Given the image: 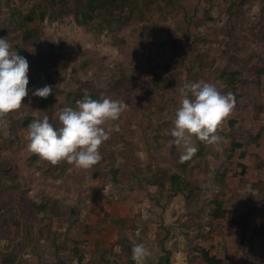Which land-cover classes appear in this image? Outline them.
Returning <instances> with one entry per match:
<instances>
[{
	"label": "rangeland",
	"instance_id": "1",
	"mask_svg": "<svg viewBox=\"0 0 264 264\" xmlns=\"http://www.w3.org/2000/svg\"><path fill=\"white\" fill-rule=\"evenodd\" d=\"M0 38L29 64V94L0 123V263L132 264L143 243L145 264H264V0H0ZM198 81L236 105L220 143L181 162L172 119ZM85 94L128 104L101 161L30 152L28 125L59 127Z\"/></svg>",
	"mask_w": 264,
	"mask_h": 264
},
{
	"label": "clouds",
	"instance_id": "2",
	"mask_svg": "<svg viewBox=\"0 0 264 264\" xmlns=\"http://www.w3.org/2000/svg\"><path fill=\"white\" fill-rule=\"evenodd\" d=\"M28 71L26 58L13 50L6 38H0V123L5 122L3 118L9 113L18 111L28 96ZM52 91V86L45 85L33 95L47 98ZM179 94L180 106L172 119L170 143L183 148L180 160L185 162L198 152L194 141L213 146L220 143L217 133L233 112L236 101L232 93L224 94L214 83L206 81L185 83ZM127 108L124 101L110 97L95 100L85 94L76 101L75 108L58 111L59 127H54L47 115L34 119L27 129V148L53 166L66 162L76 169L89 170L101 161L102 144L112 131H119L118 124L109 122L118 121ZM140 231L138 228L137 237ZM131 252L135 264H145L151 255L143 243H135Z\"/></svg>",
	"mask_w": 264,
	"mask_h": 264
},
{
	"label": "crops",
	"instance_id": "3",
	"mask_svg": "<svg viewBox=\"0 0 264 264\" xmlns=\"http://www.w3.org/2000/svg\"><path fill=\"white\" fill-rule=\"evenodd\" d=\"M240 165H243V164H240ZM186 214H188V213H186ZM179 240V239H178ZM163 242H167L166 240H163ZM167 254V253H166ZM163 255V256H162ZM162 255H160L159 257H158V259L155 261V263L154 264H172V262H174L176 259H177V255H175V256H170L171 255V253L169 254V255H165V254H162ZM194 256V258L193 259H189V261H188V263H191L193 260L195 261L193 264H196V262H198L199 261V259L198 260H196V254H194L193 255ZM184 257H185V255H184ZM209 257V256H208ZM187 258V257H186ZM181 259H184V258H181ZM240 260H235V261H233L232 262V260H231V262L233 263V264H238V262H239ZM131 262H133V260L131 261ZM132 264H134V262L132 263ZM173 264H176V263H173Z\"/></svg>",
	"mask_w": 264,
	"mask_h": 264
},
{
	"label": "trees",
	"instance_id": "4",
	"mask_svg": "<svg viewBox=\"0 0 264 264\" xmlns=\"http://www.w3.org/2000/svg\"><path fill=\"white\" fill-rule=\"evenodd\" d=\"M96 1L97 0H89L90 6L93 4V2L95 3ZM52 4H54V0H47V5L48 6H51ZM88 96H90V98L95 99V100L99 99V97L96 96V95H88ZM10 258L12 259V257H10ZM0 264H12V260L11 261L4 260V261H1Z\"/></svg>",
	"mask_w": 264,
	"mask_h": 264
}]
</instances>
